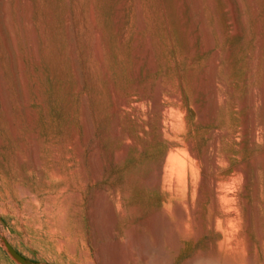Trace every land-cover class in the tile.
<instances>
[{
    "label": "rangeland",
    "instance_id": "obj_1",
    "mask_svg": "<svg viewBox=\"0 0 264 264\" xmlns=\"http://www.w3.org/2000/svg\"><path fill=\"white\" fill-rule=\"evenodd\" d=\"M123 1L0 0V264H194L193 258L198 264L216 261L247 264L249 260L251 264H264V107L258 104L264 93V0H240L238 20L242 28L238 36L232 34L230 10L223 0H188L195 37L192 45L186 35L184 14L178 0H140L147 30L135 36L136 6L134 0H128L124 29L127 35L119 51L113 20ZM91 16L100 35L107 81L102 79L99 68L90 70L91 79L87 72L86 65L94 64L92 43L90 41L87 54L82 47L81 32H87ZM153 25L160 29H154ZM147 40L154 42L158 71L142 75L139 85L145 90L148 84L154 86L161 77L172 80L165 78L170 91L175 87L176 93L172 90L175 99L170 100L165 94L163 97L167 98L162 102L170 107L183 99L188 108L189 130L181 129L179 138L183 140L188 135L199 153L209 149L213 137L218 138L213 153L218 160L217 170L211 168V175L216 171L213 177H217L218 184H223L219 185L221 190L227 184H234L236 191L233 187L229 191L228 186L224 191L233 190V194L236 192L242 198L245 213H251L252 222L248 228H237L219 220L216 229L209 232L207 222L203 221L212 214L211 199L201 208L196 194L192 214L197 224L193 223L189 239H178L176 222L170 220L167 212L161 211L163 198L142 187L157 153L144 151L136 158L115 156L122 142H118L113 133L117 129L123 134L126 125L135 126L138 121L132 118L135 122L125 123L123 117L115 121L111 110L113 94L109 89L112 86L113 93L119 95L126 87L135 88L132 82L127 84L132 83V86L124 87L120 78L135 67L139 68L141 63L139 69L147 67L143 55ZM71 44L75 50L78 79L71 71ZM138 48L139 56L135 55ZM215 57L219 61L216 66L213 65ZM112 60L117 61L116 66ZM173 82L175 85L171 84ZM201 83L207 85V93L198 89ZM138 90L131 94L132 108L126 112L130 115L136 108H142L143 114L153 110L151 104L142 103L143 92ZM23 93L27 104L22 100ZM215 94L220 97L215 117L201 123L195 108L191 107H195L192 106L195 103L200 110L207 112L209 107L212 112ZM85 96L90 101L92 137L83 146L80 159L74 152L75 147L68 143L73 130L80 136L83 134L80 105ZM172 116L180 125L185 124L180 113ZM249 117V127L251 130L253 127L255 133L253 139L244 129ZM139 121H146V117L141 116ZM94 145L98 147L101 165L97 179L92 178L89 160ZM34 150L37 162L32 156ZM238 168L248 176V184H242L233 175ZM227 175L233 182L222 183ZM198 178L194 168L195 186L199 184ZM253 182L257 185L256 194ZM222 202L221 209L226 207L221 214L234 211L233 202ZM199 208L202 213L197 211ZM161 213L165 220L156 219ZM150 218H153L151 223ZM201 219L203 225L200 227ZM223 222L227 224L226 230ZM155 231L158 233L153 234ZM243 234L244 239L240 236ZM235 240L236 251L235 246L232 247ZM244 240L250 241V252L243 251ZM155 241L158 244L161 241V245H155ZM160 247L158 258L155 255ZM227 250L230 253H226ZM142 255L150 257L146 259L145 256L143 260Z\"/></svg>",
    "mask_w": 264,
    "mask_h": 264
},
{
    "label": "bare ground",
    "instance_id": "obj_2",
    "mask_svg": "<svg viewBox=\"0 0 264 264\" xmlns=\"http://www.w3.org/2000/svg\"><path fill=\"white\" fill-rule=\"evenodd\" d=\"M223 1H224L223 4L225 3V5H226V9L228 7V9L230 10V12H229L230 18H231L230 22L233 25L232 34H233V36H238V35H240V31L242 28V22H240L238 20V17L240 15V11H241L240 0H223ZM132 2H133V0H132ZM134 2H135V6H136V16H137V18L135 16V18L137 19V20L135 19L136 20V25H135V33L136 34L134 33V36H135V35H139L141 32H145L147 30V22L144 18L142 8H141L142 1L134 0ZM178 3H179V6L182 10L181 13L184 14L183 15V19H184L183 21L185 24L186 35L189 39L190 45H192L195 43V37L193 35V29H194L193 22H192L193 18L191 20V17H190L191 12H190V14L188 13V0H178ZM210 4L212 5V1H210ZM127 5H128V0H124L119 5L120 6L119 11H117L118 13H116L117 15H116V17L114 16L115 19L113 20V29H114V33L116 35L115 37H117V41H118V42L117 41L116 42L119 44L118 45L119 51H120V47L124 46V43L126 40V35H127V31L124 32L125 24H126ZM192 7H193V5H192ZM192 7L190 9H194ZM4 18H5V13H4ZM91 18H92V16L89 17V19H88L90 22L89 23L90 27H88V25H87V27L89 29L86 27V23H84L85 27L87 29V32H81L82 33L81 41L83 44L82 47H84L87 54L89 52L88 46H89L90 41L92 43V45H91L92 49L91 50H92V56H93L94 64L89 63L88 65H86V67L88 66L87 72L89 71V78L91 79L90 70L95 69V68H99L102 79L107 81V70H106V65H105L102 47L100 44V42H101V40L99 39L100 35H99V32L96 30L94 23L91 21L92 20ZM156 27L157 26L155 25V28ZM153 28H154V25H153ZM160 28H156V29H160ZM80 29H81V25H80ZM130 30L128 29L129 32H131ZM148 34H149V32H148ZM149 35L152 36L151 34H149ZM149 35H148V37H150ZM67 36L70 37L69 34ZM151 38L152 37H150L149 39L151 40ZM31 40H32V38H31ZM150 40H147L145 45L142 42L143 45L145 46V47H143V49L145 48L144 50L146 51V54H143V55L145 57L144 61L147 62V67L143 68V69H139L140 66L142 65V63L139 64L140 66L138 65L139 68H137V67L134 68L133 67L134 65H132V67L134 69L133 70L131 69L132 71L131 72L129 71L126 75L122 74V76L120 78V83L124 87L130 86L133 83L132 85H135V88L133 90H131V89H128V87H126V90H124L122 92V94L116 95L113 93V91L111 89L112 86L110 85L111 87H110L109 91L112 92V94H113L112 95V109L111 110H112L113 115L115 116L114 117L115 121H117V120L119 121V119H121L122 117L125 119V123H130L131 122L130 120H132V118H135L138 121L135 126L126 125L125 131L123 134H120L117 131V129H116V132L113 133V135L115 136V139L118 142H122V145L120 146V149H119L118 153H116L117 155H115V156L119 157V159L120 158L122 159V158H128V157H133V156L135 158L139 157V156H141V153L144 151L151 152V153H157L156 158L154 159V161L150 165V170H149L148 176H147L146 180L142 183L143 184L142 187H144L147 190H150L152 192V194H157L158 196L163 198V204H162L161 211L167 212L169 214L170 220H172V221L174 220L176 222V223L174 222L176 224V226L173 224L172 225L176 227L178 239L183 240L184 237L186 239H189L193 223L197 224V222H195L193 220L194 217L192 214L194 212V209L192 212V207L195 206L194 201L196 202L197 196L195 197L194 201H193V197L196 194L199 196V200H200V204H201V206H199V207H201V208H202L203 204H205L207 199H211V202L209 205L212 206V209H211L212 212L209 210V213L211 212L212 214H211V216H210V214L207 215V217H206L207 221H203V222H207L206 227L209 228V232H210V230H212L213 228H215L217 226V223L219 222V220H221V222L223 220L224 222H227L229 224H234L237 228H238V226L239 227L242 226L243 229L248 228L252 222V220H251L252 218L250 215L251 213L250 212L245 213L244 204L241 201L242 198L238 197L239 194L236 195L237 194L236 192L233 194L232 193L233 190L231 192H229L231 190L230 188H232L234 186L233 183L230 184L232 186H229V184H227L228 183L227 180L229 182H233V181L229 180L230 179L229 176L231 174L229 176L227 175L229 178H227V176H226L225 180H223V182H222V183H224V181L227 182L226 184L229 188V191H224L227 189V186H225L226 184L224 185L226 189L224 188L223 190H221L219 188V185L223 186V184H218L219 181L217 182V180H216L217 177L216 178L213 177L216 174V171L215 172L213 171L214 172L213 176L211 175V168H214V170H217L215 168H217L218 160L215 158V156H213V153H215V151H216L218 138L213 137L209 143V149L208 150L205 149L201 153H199L197 150H195V143L191 140V138L188 135H186L184 139L182 137L183 140L180 139L181 137L179 138L181 129L182 130L183 129L189 130L188 125H187V123H188V108H187L186 104L184 103L183 99H181V100L177 99L179 93L176 94L177 95L176 100H178V101L174 100L175 96L173 95L174 93L172 90H174L173 88H175V87L172 86V90H171L172 93H171V91H170L171 88L169 89L170 86L165 81V78L167 79V77L159 78V81H157V83L154 86H151L150 84H148V86L146 87L145 90H144V87L139 85V80H140V77L142 75H153L154 73H156L158 71V66L156 63L157 52H156V49L152 45V43L154 44V42L151 43ZM260 43H262V42H260ZM69 46H70L69 47L70 51L69 50L68 51L70 52L69 55H71V59H70V64H71L70 66L72 68L71 71H73L74 75L76 76V79H78V67H77L76 58L74 56V51H75L74 46L72 44ZM203 50L204 49H201V51H203ZM119 51L117 53H119ZM139 51L140 50L138 48V53L135 52L136 53L135 55L139 54ZM115 54L116 53H114V55ZM260 55H262V53ZM137 56H139V55H137ZM140 57H141V55H140ZM258 58H259V56L256 58V60ZM115 59H116V57H115ZM133 60H135V59H133ZM137 61H138V59H137ZM135 62H136V60H135ZM218 62H219L218 58L215 57L214 61H213V65L216 66ZM112 63H113V66L117 65L116 60H114ZM131 64H135V63H131ZM168 81H170V80H168ZM128 82H132V83L130 85H127ZM170 82H172V80ZM23 83H25V82L23 81ZM171 84H174V82ZM199 85L200 86L198 87V89L201 91V93L203 92V94H204L205 91L207 93V85L203 84V83H201ZM22 86H23V88H25V86L23 84H22ZM135 89L136 90L139 89L143 92V94L141 96L142 97V103H144V104L149 103L153 106V110L151 109L152 110L151 112L143 114V112L140 111L142 108H140V109L136 108L134 110L132 109L133 112L131 113V115L126 113V112H128L127 110L131 107L130 106L131 94H132V92H134L133 94H135ZM75 90L77 91V87L75 88ZM200 91H198V92H200ZM174 92L176 93V90H174ZM165 94H167V96L168 95L170 96V100L172 98H174L173 100L175 102L170 107L165 106L163 104L164 101L162 102V100L165 99V97L167 98V96L163 97ZM133 97H135V96H133ZM141 97H139V98H141ZM26 98H27L26 94L24 95V93H23L22 100L25 104H27ZM179 98H180V96H179ZM134 99H133V101H134ZM222 99L224 101V96H222ZM139 102H140V104H139ZM139 102L137 104L141 105L142 104L141 101H139ZM219 102H220V97L217 94H215V95H213V102H212L213 111L212 112H210L209 107H207V112H205L206 110H200L199 105L198 104L195 105V103H194V105H192L195 107H191V108H195V110L197 112L196 116H198L197 119L199 118L201 123L202 122L207 123L210 120L212 121L213 118L215 117L214 112L216 109H218V106L220 104ZM249 102H250L249 100H247V102H246V104L248 106H250L248 104ZM134 103H136V102H134ZM89 104H90V101L85 96L82 99V102L80 105V115H81V119H82V128H83L82 136H80L76 130H73L69 134V143L68 144H71L75 147L74 152L78 158H80L82 156L83 146H85L92 137V128H91L92 122H90V118H89V109H90ZM131 104H132V102H131ZM137 104H135V106H137ZM250 104L253 105L254 103H250ZM255 104H257V103H255ZM258 104H260V106L264 107V93L262 94L261 98L258 100ZM147 108H148V106H147ZM129 111H131V110L129 109ZM27 112H29V111H27ZM175 112H178L181 114V118H182L181 120L182 121L184 120L185 124L181 123V125H180V123H177L176 121H174V118L172 115H173V113L175 114ZM250 114H253L252 111L250 112ZM143 115L146 117V121L140 122L139 119ZM135 119H133L134 121L132 120V122H135ZM249 126H251V118L250 117L248 118L246 124L244 125V129L248 130L249 136L251 137V139H253L255 136L254 135L255 133L252 130L254 128L252 127V130H251V127H249ZM114 130L115 129H113V131ZM33 145H34V142H33ZM70 146H68V147L70 148ZM96 147L97 146L94 145L92 147L90 154H89V156H90L89 160H90V164H91V166H90L91 167V175H92L93 179L99 178L100 172H101V165L99 162L98 149H96ZM208 152H209V154H208ZM32 156H33V159L36 161L37 160V152L35 150L33 151ZM68 157H69V155H68ZM225 158L227 159V156ZM114 161H115V159H114ZM224 161H226V160H224ZM34 168H35V170H38L37 166H34ZM194 168H195L196 174L199 177L198 178L199 184H197V186H195V184L193 183V180H194L193 179V170H194ZM234 173L235 174H233V175H235V177L240 179V180L237 179L239 182L241 181V183L245 184V185L249 183V179H248V176L246 175V173L242 172L240 169L237 171L235 170ZM238 181H236V182L239 183ZM238 186L236 188H239ZM233 189H234V191L237 190V189L235 190L234 187H233ZM241 189H242V186H241ZM253 190H254V193L256 194V192H257L256 182L253 184ZM238 191H240V190H238ZM223 200H226V201L231 202V203L233 202L234 203V206H233L234 209L233 208L232 209L234 211L229 212V213L226 212V215H224V213L222 212V214H223L222 215L220 213V211H223L224 208L226 207V205H224L223 210L221 209V207L223 205L222 204ZM197 203H199V202H197ZM197 203H196V205H197ZM209 205L207 207L210 208ZM198 210H199V212L202 213V210L200 211V208L197 209V211ZM248 210L249 209L247 208V211ZM158 213L159 212H157V214ZM154 216H156V215H153V217ZM208 216L210 219H208ZM151 219H153V218H150V223L152 221ZM156 219L165 220L164 215L162 213L160 215H158ZM197 221H198V219H197ZM224 222L221 224L224 225V229H225V225H227V224L226 223L224 224ZM147 223H149V221ZM168 223H169V221H168ZM202 225L203 224H202V219H201L200 220V227ZM218 225H220V224H218ZM149 226H150V224H149ZM152 227L154 228V225ZM226 228H228L229 230L231 229L230 227H226ZM156 229L157 228H154V230H156ZM222 229H223V227H222ZM201 231H203V230H201ZM218 231L219 230H217V231L215 230V232H218ZM228 231H225V232H228ZM239 231L243 232L244 230L242 231V229L240 230V228H239ZM238 232H237V234H238ZM154 233L157 234L158 232L156 233V231H155V232H153V234ZM234 233H235V231H234ZM220 234L222 236V233H220ZM226 234L228 236V233H226ZM237 234H234V235H237ZM239 234H242V233H239ZM158 235L160 236V234H158ZM158 235H156L157 238H158ZM240 236H242V238H243L244 234L240 235ZM260 236H259V239H260ZM133 238H134V235H133ZM137 238H138L137 240L140 241L139 235L137 236ZM140 238H141V236H140ZM185 238H184V240H185ZM229 238H230V233H229ZM231 238H232V236H231ZM238 238H239V236H238ZM235 239L237 240V238H235ZM246 239H248V238H246ZM134 240H136V239H134ZM144 240H145V238H144ZM242 240H240V241L243 242ZM244 241H245L244 242L245 244L243 243L244 247H242V248L243 249L245 248V249L243 251L246 250L247 252H250L252 250V245L250 244V241L249 242L246 240H244ZM160 242H159V244L161 245ZM156 243H157V241H155V245L158 244V243L157 244ZM230 243L229 244L232 245L233 241ZM238 243H240V242H238ZM229 244H226V245L229 246ZM234 244H237V241H236V243H233V245H232V247L235 246L234 248L236 251V246L238 244L237 245H234ZM240 244H242V243H240ZM138 245L141 246L140 244H138ZM144 245L145 244H143V246ZM139 246H138V248L140 250ZM147 246L149 247V245H147ZM156 247H154V248L156 249ZM239 247H241V246H239ZM147 249H149V248H147ZM151 250H153L152 247H151ZM159 250H161V247H160V249L156 250V253ZM232 250L234 251V249H232ZM143 251L147 252L148 250L147 251L143 250ZM227 251L228 252H226V253H230V250H227ZM158 253L155 256L160 257L161 254L160 253L158 254ZM141 254L142 253H139V255H141ZM241 254H243L242 251H241ZM150 255H148V256L150 257ZM148 256H146V259ZM118 257H117V260H119V262H121L122 259L120 260V259H118ZM120 257L123 258L122 255ZM140 257L143 260H145L143 255ZM199 258L198 259L201 260V257H199ZM193 260L195 262L197 261L194 258H193ZM194 261H192L194 264H196V263L198 264V262L195 263ZM201 261H200V263H203ZM119 262H117V263H119ZM205 262H207V261H205ZM217 262L218 261L208 262L207 264H231L230 263L231 261L228 263L227 262L217 263ZM247 264H251L250 260H249V263H247Z\"/></svg>",
    "mask_w": 264,
    "mask_h": 264
}]
</instances>
